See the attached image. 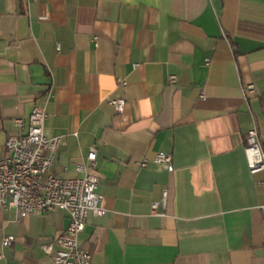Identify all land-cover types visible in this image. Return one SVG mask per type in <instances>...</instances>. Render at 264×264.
<instances>
[{
    "label": "crops",
    "instance_id": "obj_1",
    "mask_svg": "<svg viewBox=\"0 0 264 264\" xmlns=\"http://www.w3.org/2000/svg\"><path fill=\"white\" fill-rule=\"evenodd\" d=\"M36 103L61 137L52 172L98 148L91 264H264V170L245 153L254 127L264 147V0H0V154ZM68 224L0 207V264H54L42 244Z\"/></svg>",
    "mask_w": 264,
    "mask_h": 264
},
{
    "label": "built area",
    "instance_id": "obj_2",
    "mask_svg": "<svg viewBox=\"0 0 264 264\" xmlns=\"http://www.w3.org/2000/svg\"><path fill=\"white\" fill-rule=\"evenodd\" d=\"M206 62L209 64V59ZM170 80L175 82L176 77L171 76ZM245 90L253 92L254 85H247ZM111 102L117 112L124 111L125 100L111 99ZM47 117L46 106L36 103L28 120L23 117L15 119L18 132L10 135L6 152L0 154V207L14 209L18 219L58 209L66 211L69 216L67 228L51 241L43 243L42 249L54 264H91L92 254L81 245L80 237L91 214L98 217L107 214L103 205L104 195L100 191V177L95 172L98 148L90 147L85 159L76 165L78 176L55 174L52 165L61 137L46 135ZM245 153L251 173L264 170V147L257 127L247 134ZM154 161L172 167L171 154L159 153ZM138 163L146 167L149 160L143 159ZM261 183L264 186V180ZM153 207L157 208L158 203H153ZM13 241L14 236L8 235L3 246H9Z\"/></svg>",
    "mask_w": 264,
    "mask_h": 264
}]
</instances>
